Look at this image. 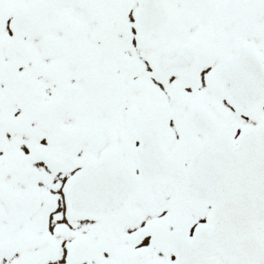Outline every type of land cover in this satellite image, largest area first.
Here are the masks:
<instances>
[{
	"label": "snow or ice",
	"instance_id": "6c2138e0",
	"mask_svg": "<svg viewBox=\"0 0 264 264\" xmlns=\"http://www.w3.org/2000/svg\"><path fill=\"white\" fill-rule=\"evenodd\" d=\"M0 264H264V0H0Z\"/></svg>",
	"mask_w": 264,
	"mask_h": 264
}]
</instances>
